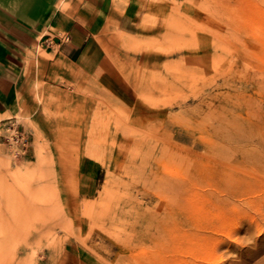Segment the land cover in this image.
Instances as JSON below:
<instances>
[{
    "label": "rangeland",
    "instance_id": "obj_1",
    "mask_svg": "<svg viewBox=\"0 0 264 264\" xmlns=\"http://www.w3.org/2000/svg\"><path fill=\"white\" fill-rule=\"evenodd\" d=\"M118 5L131 34L99 39L95 74L33 55L30 97L0 116V264H158L162 201L176 264H211L195 232L228 243L219 264H258L262 237L239 219L264 190V0Z\"/></svg>",
    "mask_w": 264,
    "mask_h": 264
},
{
    "label": "crops",
    "instance_id": "obj_2",
    "mask_svg": "<svg viewBox=\"0 0 264 264\" xmlns=\"http://www.w3.org/2000/svg\"><path fill=\"white\" fill-rule=\"evenodd\" d=\"M57 2L0 0L1 120L13 119L20 97H30L26 75L33 55L47 69L66 67L95 74L102 60L99 39L114 28L131 34V5L115 6V0H62L59 6ZM60 35L68 36V42L63 43ZM45 41L49 45L44 46ZM61 74L65 79L72 77L66 71ZM97 167L84 161L82 170L93 179Z\"/></svg>",
    "mask_w": 264,
    "mask_h": 264
},
{
    "label": "bare ground",
    "instance_id": "obj_3",
    "mask_svg": "<svg viewBox=\"0 0 264 264\" xmlns=\"http://www.w3.org/2000/svg\"><path fill=\"white\" fill-rule=\"evenodd\" d=\"M259 155L260 152H259ZM172 193H169L168 195H171ZM178 195H176L177 197ZM180 197V196H178ZM161 206L158 209L157 213V231L155 236V243L158 247V253L160 254L161 261L158 264H176V257L175 255H171L172 251L171 248L174 245V237H173V231H174V224L177 222L178 215H176L175 210L172 206V204H166L165 202H161ZM243 205H245L248 208H252V215L249 213H244L240 216L239 221L246 222L247 227L249 228L250 225H252V229L256 231V236L259 238L262 237V241L264 242V190L262 191H255L252 193V200L250 199H244ZM182 220V218L180 219ZM185 222H188V225H191L193 222L192 219H186ZM195 227L197 228L198 225L195 224ZM246 228V229H248ZM240 232L239 225H236L235 228L228 232L224 237L227 239H231V236L234 234H238ZM183 233V232H181ZM196 237H200V244H204L209 239H212L215 241V245L210 246V258L211 264H219L223 262V256L222 255H216L217 251L221 246H227L229 247L228 243L221 238H218V241L214 239V237H208V235L202 234V236H199L197 232H195ZM166 236V237H165ZM8 238V237H7ZM204 242V243H203ZM260 252H264V245L262 249L259 250ZM259 252V253H260ZM258 264H264V257L260 260Z\"/></svg>",
    "mask_w": 264,
    "mask_h": 264
},
{
    "label": "built area",
    "instance_id": "obj_4",
    "mask_svg": "<svg viewBox=\"0 0 264 264\" xmlns=\"http://www.w3.org/2000/svg\"><path fill=\"white\" fill-rule=\"evenodd\" d=\"M64 40H65V41H68V40H69V39H68V36H66V38H64ZM44 43L47 44V45H49V42H46V41H45Z\"/></svg>",
    "mask_w": 264,
    "mask_h": 264
}]
</instances>
